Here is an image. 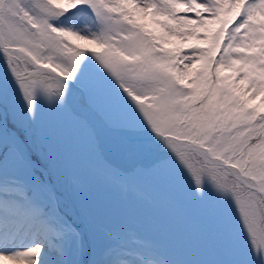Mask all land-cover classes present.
<instances>
[{
    "label": "rangeland",
    "instance_id": "1",
    "mask_svg": "<svg viewBox=\"0 0 264 264\" xmlns=\"http://www.w3.org/2000/svg\"><path fill=\"white\" fill-rule=\"evenodd\" d=\"M113 1L0 0V47L16 57L0 52V118L74 210L17 154L0 120V264H104L122 237L164 264H264V196L211 162L242 171L264 127V0ZM22 64L69 73L107 128L196 143L208 161L152 134L139 152L151 170L97 153L65 86L30 77ZM186 94L208 106L200 116L183 113ZM109 161L143 176L111 175ZM246 166L244 182L264 190V160ZM22 199L30 208L16 223L10 212ZM38 213L50 214L44 228L30 222Z\"/></svg>",
    "mask_w": 264,
    "mask_h": 264
},
{
    "label": "trees",
    "instance_id": "2",
    "mask_svg": "<svg viewBox=\"0 0 264 264\" xmlns=\"http://www.w3.org/2000/svg\"><path fill=\"white\" fill-rule=\"evenodd\" d=\"M102 5H116L114 3L113 0H101ZM171 64V65H170ZM172 61H169V67H171V71L174 72L172 70ZM175 66V63H174ZM208 73V71H207ZM222 77H224V74H222ZM207 86H209V83H205L204 87L206 88ZM201 90V87L198 88V90ZM216 93V92H214ZM189 98L191 100L194 99L193 96L190 95H182L179 99V106L181 107V109L183 110V112H187V113H195V112H200L201 110H205L208 106L206 104H201V103H197L196 101H189ZM249 156H248V163L249 164H253V160L256 157H259L260 160H264V127H262L261 130H259L257 132V134L254 135V137L252 138V145L249 149ZM245 192V191H244ZM127 248L125 247V250ZM115 251H120L119 247H115L113 250V254ZM112 254V253H111ZM126 256V255H125ZM130 256H136V257H140L141 255L138 253H135L133 251L130 252ZM127 257V256H126ZM128 258V257H127ZM114 261H112L110 264H113Z\"/></svg>",
    "mask_w": 264,
    "mask_h": 264
},
{
    "label": "bare ground",
    "instance_id": "3",
    "mask_svg": "<svg viewBox=\"0 0 264 264\" xmlns=\"http://www.w3.org/2000/svg\"><path fill=\"white\" fill-rule=\"evenodd\" d=\"M11 135L13 136V138H14V140H15V142H16L18 148H19V150L21 149V150L25 153V155L28 157L27 152L21 147L20 143L18 142V140H17L16 137L14 136V133H11ZM31 160H32V159H31ZM33 160H34V159H33ZM33 160H32V161H33ZM34 161L37 162L36 160H34ZM34 161H33V163H34Z\"/></svg>",
    "mask_w": 264,
    "mask_h": 264
},
{
    "label": "water",
    "instance_id": "4",
    "mask_svg": "<svg viewBox=\"0 0 264 264\" xmlns=\"http://www.w3.org/2000/svg\"><path fill=\"white\" fill-rule=\"evenodd\" d=\"M63 77H64V76H63ZM94 121L97 122V123L99 124V121H98L97 119H94ZM198 148H199L200 150L204 151L202 147L198 146ZM204 152H205V151H204ZM232 168H233V166H232ZM262 193L264 194V192H262Z\"/></svg>",
    "mask_w": 264,
    "mask_h": 264
}]
</instances>
